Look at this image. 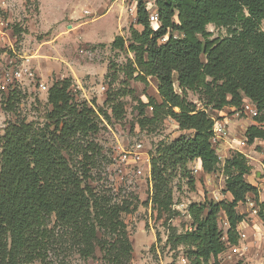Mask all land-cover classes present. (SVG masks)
<instances>
[{
  "label": "trees",
  "instance_id": "trees-1",
  "mask_svg": "<svg viewBox=\"0 0 264 264\" xmlns=\"http://www.w3.org/2000/svg\"><path fill=\"white\" fill-rule=\"evenodd\" d=\"M133 1L139 27L132 32L134 42L146 44L145 64L157 80L159 95V101L149 95L147 103H138L140 125L153 122L167 107L166 114L178 129L191 132L160 144L150 158L151 201L159 212L167 213L173 203L172 179L177 172H186L195 160L204 173L219 168L220 158L211 143L214 120L207 106L239 109L247 98L258 113L256 124L244 131L246 143L264 140V0ZM148 1L156 9L155 28ZM209 24L225 28L226 34L211 38L206 28ZM123 45L121 36L112 41L117 49ZM129 46L135 48L134 43ZM69 87L70 81L64 79L48 89L51 110L47 118L53 128L21 120L9 123L0 138V264H50L56 256L58 264H63L70 253L92 257L97 246L107 264H131L132 247L121 218L129 205L111 202L95 191L88 183V170L73 168L63 154L64 149L74 146L76 136L98 131L95 111L74 101ZM188 92L202 96L204 108L190 101ZM110 99L107 95L105 103ZM146 107H151V117L145 114ZM112 111L121 115V104L116 108L113 102ZM78 146L83 164H89L88 153L94 147L91 143L85 148ZM250 172L247 157L233 151L222 168L225 192L231 200L190 203L191 229L171 235L175 245L186 248L190 264H220L218 255L238 243L237 226L244 215L237 206L249 194L257 193L246 180ZM194 182L189 177L191 186ZM256 206L264 226V201H256ZM221 213L227 223L225 232L219 226Z\"/></svg>",
  "mask_w": 264,
  "mask_h": 264
},
{
  "label": "rangeland",
  "instance_id": "rangeland-1",
  "mask_svg": "<svg viewBox=\"0 0 264 264\" xmlns=\"http://www.w3.org/2000/svg\"><path fill=\"white\" fill-rule=\"evenodd\" d=\"M147 6L151 14L155 12L152 2ZM151 23L154 28L158 25ZM206 28L211 38L226 34L222 27L209 24ZM135 29L139 27L133 0H0V138L9 123L21 120L53 128L47 118L51 110L48 89L57 80H69L72 99L95 111L98 131L76 136L74 146L63 154L73 168L88 170V183L95 191L111 202L129 205L121 218L132 247L131 264H190L186 248L175 245L171 235L191 229L190 203L231 200L225 192L224 160L233 151L243 153L251 165L246 180L257 193L249 194L237 206L244 215L237 226L240 238L236 245L227 246L218 260L220 264H264V226L256 213V201H264V140L246 143V125L255 118L240 108L206 107L214 122L224 123L223 134L216 133L211 140L220 158L218 170L207 174L198 160L190 162L186 172H177L172 179L170 211L159 212L153 205L151 155L160 144L191 132L178 129L166 114L167 107L153 122L140 125L138 103H147L149 95L159 101V95L157 80L145 64L146 44L134 42ZM116 36L123 38L121 49L112 46ZM130 43L135 48H130ZM19 69L23 75L17 79L14 73ZM174 86L179 93L177 83ZM107 95L111 101L105 103ZM188 99L204 108L198 93L188 92ZM113 102L116 108L121 104V115L112 111ZM145 114L152 116L151 107L145 108ZM88 143L94 150L88 153L89 164H83L78 145L85 148ZM189 177L195 180L193 186ZM219 226L226 231L223 213ZM65 259L63 264H107L98 246L92 257L70 253ZM50 264H58V256L51 258Z\"/></svg>",
  "mask_w": 264,
  "mask_h": 264
},
{
  "label": "built area",
  "instance_id": "built-area-1",
  "mask_svg": "<svg viewBox=\"0 0 264 264\" xmlns=\"http://www.w3.org/2000/svg\"><path fill=\"white\" fill-rule=\"evenodd\" d=\"M149 18H150L151 22H157V20H158L156 13H152ZM14 75H15V78L19 79L23 75L21 69L15 71ZM42 89H45V87L42 86ZM240 110L245 115H248L251 117H255L258 113L255 105L252 102H250L247 98L244 99V101L240 107ZM223 131H224V123L221 120H216L214 122V125H213V133L214 134H216V133H220V134L222 133L223 134ZM212 139H214V136Z\"/></svg>",
  "mask_w": 264,
  "mask_h": 264
},
{
  "label": "crops",
  "instance_id": "crops-1",
  "mask_svg": "<svg viewBox=\"0 0 264 264\" xmlns=\"http://www.w3.org/2000/svg\"><path fill=\"white\" fill-rule=\"evenodd\" d=\"M251 124H256V122L253 121V122H251V123H248L246 126L251 125ZM259 141H262V140L259 139Z\"/></svg>",
  "mask_w": 264,
  "mask_h": 264
}]
</instances>
